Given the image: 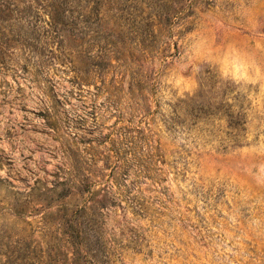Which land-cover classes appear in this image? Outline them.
Returning a JSON list of instances; mask_svg holds the SVG:
<instances>
[{"label":"rangeland","instance_id":"1","mask_svg":"<svg viewBox=\"0 0 264 264\" xmlns=\"http://www.w3.org/2000/svg\"><path fill=\"white\" fill-rule=\"evenodd\" d=\"M76 1L0 21V264H264V0Z\"/></svg>","mask_w":264,"mask_h":264},{"label":"trees","instance_id":"2","mask_svg":"<svg viewBox=\"0 0 264 264\" xmlns=\"http://www.w3.org/2000/svg\"><path fill=\"white\" fill-rule=\"evenodd\" d=\"M23 1L25 0H0V21L4 23L8 22V17L12 14L19 19L27 17L33 6L35 11L33 12L32 18L37 20L38 16L45 15L47 20L43 25L48 29L47 32L59 35L63 30V27H65L63 21L65 18L64 8L67 7L69 0H30V5L28 6H26ZM70 3H72L70 7L71 9H78V3L76 0H70ZM74 20L75 21L71 26L74 29H78L80 25L78 24L77 17L74 18ZM80 24H83V22H80ZM57 38H60V35L57 36ZM59 42L61 43V41ZM30 49L36 51V48L32 46H30Z\"/></svg>","mask_w":264,"mask_h":264}]
</instances>
